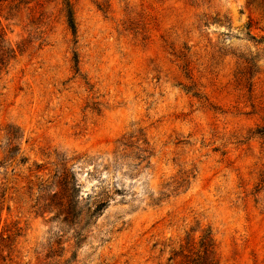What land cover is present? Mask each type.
<instances>
[{"label":"rangeland","instance_id":"374dc122","mask_svg":"<svg viewBox=\"0 0 264 264\" xmlns=\"http://www.w3.org/2000/svg\"><path fill=\"white\" fill-rule=\"evenodd\" d=\"M257 130L264 0H0V264H264Z\"/></svg>","mask_w":264,"mask_h":264},{"label":"trees","instance_id":"16d2710c","mask_svg":"<svg viewBox=\"0 0 264 264\" xmlns=\"http://www.w3.org/2000/svg\"><path fill=\"white\" fill-rule=\"evenodd\" d=\"M68 24L69 27L72 31V33L75 35L76 34V25L73 19V16L71 13H68ZM74 65L75 68H78V58L75 57L74 59ZM257 134L264 136V130H257ZM18 137L15 135H11L8 133V155L14 150H16V146L14 144L17 142ZM68 172L64 174V177H67ZM66 175V176H65ZM63 179L65 186L67 187V184L70 186L71 185V190L75 191L76 187L72 183V178L68 177ZM71 180V183L69 182ZM73 184V186H72ZM75 187V188H74ZM107 204L102 203L99 206L96 207V212L102 213V211L106 208ZM73 214H75V217L77 215L76 212V207H73L72 209ZM72 215L71 212H68V217ZM67 222V220H65ZM64 221V222H65ZM69 222V221H68ZM176 257L181 258L182 264H217V257H216V249H215V244L214 240L211 237L210 234L203 235L201 239L197 242L194 243L189 239H186L184 244L180 246V251L178 254H175Z\"/></svg>","mask_w":264,"mask_h":264}]
</instances>
